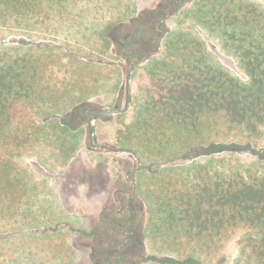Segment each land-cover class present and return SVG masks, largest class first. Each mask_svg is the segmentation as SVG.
I'll use <instances>...</instances> for the list:
<instances>
[{
  "label": "trees",
  "instance_id": "16d2710c",
  "mask_svg": "<svg viewBox=\"0 0 264 264\" xmlns=\"http://www.w3.org/2000/svg\"><path fill=\"white\" fill-rule=\"evenodd\" d=\"M139 1H103L112 11L95 24L91 15L102 10L101 0H0V29L12 35L78 20L93 29L84 35L86 51L55 41L0 45V247L16 238L8 225L33 229L38 221L32 202L37 183L19 164L23 152L43 143L67 164L84 133L71 130L67 116L106 87L121 96L134 50L142 54L132 74L130 110L117 116L125 121L109 142L134 150L142 161L138 189L151 257L158 264H208L203 255L242 229L238 261L264 264V176L228 177L194 161L226 151L218 140H227L220 133L224 124L250 136L264 130V4L194 0L177 17L176 29L160 38L136 36L134 49H127L132 33L144 26ZM162 19L148 21L149 35ZM114 28L118 37L111 35ZM199 29L221 40L246 78L216 59ZM148 43L153 50L141 48ZM115 45L125 51L120 59L126 64L107 58ZM193 151L200 152L189 160L194 163L175 160Z\"/></svg>",
  "mask_w": 264,
  "mask_h": 264
},
{
  "label": "rangeland",
  "instance_id": "374dc122",
  "mask_svg": "<svg viewBox=\"0 0 264 264\" xmlns=\"http://www.w3.org/2000/svg\"><path fill=\"white\" fill-rule=\"evenodd\" d=\"M96 1L97 0H93V2ZM103 1L105 0H101L102 5ZM256 1L264 4V0ZM193 3L194 0H140L138 11L143 17L144 23L143 28H141V32L148 31L149 34L154 33L152 30L153 26L148 24V21H150L151 18L156 19V17H160L162 19V15L165 12H168V14H166V16L162 19V21L165 20V22L161 29H163L165 32L167 29H176L178 25L177 17L192 7ZM176 7H179L178 11H176ZM102 10L96 15H91L93 19L92 21H94L95 24H100L104 16H106L108 19V14L110 13L109 11H112L105 5H103ZM171 14L173 15L167 19V17ZM162 21H160V23ZM160 23H158V25ZM158 25V31H155L154 34L156 36H159L162 33L161 29L158 28ZM31 27L32 28L29 30V34H26V32L23 30H19L20 32H18L19 34L17 35L9 34V31L4 28L0 29V45H9L11 42H14L15 44L19 41L30 42L34 40L45 44L50 41H55L58 43H66L72 49L79 48V50L86 51V46L82 43L83 41H86L84 35H86V32H88L87 34H91L93 32L90 24H87L86 22L83 24L80 20L72 23L70 22L66 24V26L52 23L49 26V32L44 31L43 28L40 27V24ZM99 30H103V25L99 27ZM110 32L111 35H115V37H118L121 34V31L117 28L112 29ZM197 33L205 41L209 47V50L215 54L216 59L225 68L241 78H246L235 58L229 56L223 51L222 42L218 37H213L208 31L202 29H199ZM138 35V32L136 33L134 31L132 33L126 48L134 49V47H131L132 42ZM152 46V43H148L141 46V48H146V50L151 51L153 50ZM135 48L138 50L137 46H135ZM125 54L126 53L122 48H120L118 45H115L112 47L111 51H109V54H107V58L113 61H123V63L126 64L127 60L120 59V57L125 56ZM140 61L141 58L135 65V68L140 63ZM129 70L130 64L128 72ZM101 85H103V83ZM109 85L110 83H108L107 86ZM107 89L109 88L106 87L104 92L95 98H92L90 102L102 111L112 109L115 104H119L121 107H123L125 101V90L120 96L118 93H109V90ZM129 110L130 106L128 111ZM77 113H70L67 116V122L71 126H75L79 122V113ZM104 119L105 120H101V122H96L93 120L91 121V124L93 127L96 126L100 129L99 131H101L102 140L105 139L108 142L109 140L115 138L116 131L120 127V124H122L123 120L125 121V118L119 120L117 116H108ZM222 127L223 130L220 133L221 135H227V140L225 138H220L218 140L220 141L219 143H221L226 149V151L216 152L208 156H200L194 159L195 163L198 162L199 164H207L213 169V171L223 173L228 177L236 174L244 175V177H248V175L251 174H259L264 176V130H262L260 135L250 136L248 133H245L238 127L225 124L222 125ZM102 143L105 144L104 141ZM89 145L88 133L84 131L78 155L81 156L87 164L92 162L93 156L89 153ZM23 153L25 155L19 164L21 167H23V169H26V171L31 175L30 178H32L37 183L36 194L34 196L32 195V202L34 203L35 209L48 208L49 205L58 202L59 195L63 198V203L69 209L74 208L77 206V204L82 202V200L80 201L74 195H70V192L73 189H77L76 185L74 184L75 180H73V177L79 170V165L73 168L72 163V165H69V162L64 164L65 159L60 158L53 148L48 147L43 143H36L34 146L27 148V150H25ZM189 153L181 158L176 157L175 160L182 163H194V161L192 162L189 160L192 157L197 156L200 152L193 151ZM118 156L120 159L130 160L129 156L126 154H119ZM75 161L76 160H73V162ZM81 167L84 169L86 168V166L83 164H81ZM111 170L115 171V169ZM53 175L59 176L58 180L52 179ZM65 175H68V178H64ZM64 187L65 189L63 190ZM83 194L84 193L80 191V195L83 196ZM143 206L144 205H141L142 220L144 219L146 208V206L145 208ZM10 226L12 225H8L6 229L12 234H15L16 238L4 243L3 247H0V264H52V262L55 260H52L51 253L54 251H65V246L61 242H55L54 246H52L50 243L51 241L48 240V238L37 233L38 228L40 231L44 230L43 226L41 225L33 229H20L18 228L19 226H15L17 227L15 228L16 231H14L15 229ZM244 233L245 230L242 229H237L231 234L228 233V237L219 242V247L216 248V251L208 253L207 255H203V258L208 264H244V260L238 261L240 247L242 246L240 241ZM188 246L189 245H187V247Z\"/></svg>",
  "mask_w": 264,
  "mask_h": 264
},
{
  "label": "flooded vegetation",
  "instance_id": "af4514ba",
  "mask_svg": "<svg viewBox=\"0 0 264 264\" xmlns=\"http://www.w3.org/2000/svg\"><path fill=\"white\" fill-rule=\"evenodd\" d=\"M135 32H138V38L145 35L160 38L141 32V29ZM131 53L130 64L140 60V51L131 50ZM114 108L123 109L124 106L115 104L112 109ZM106 111L98 109L91 102L82 104L76 111L79 113H77L79 122L75 126L69 125L73 131L81 130L88 133L90 144L88 150L93 155L92 162L88 164L78 155L79 151L69 161L73 168L80 166L73 177L77 189H73L70 195H74L82 202L69 209L59 195L58 202L49 205L48 208L35 209L38 218L36 227L41 225L44 229L40 231L38 228L37 233L48 238L52 246L55 242H61L65 246V251L51 253L52 260H55L52 264H158L154 257H151L144 235L147 211L138 189V175L143 170L140 157L133 150L140 160L139 165L138 159L132 153L118 152L117 150L122 148L114 147L109 141L102 140L96 126L93 136L95 146L90 143L91 121L125 114H111L99 118L92 116ZM85 116L88 117L89 123ZM119 154L128 155L130 160L120 159ZM81 164L86 168H82ZM67 176L64 178H68ZM58 178L59 176H52V179ZM80 191L84 193L83 196L80 195ZM141 205L145 208L143 220Z\"/></svg>",
  "mask_w": 264,
  "mask_h": 264
},
{
  "label": "water",
  "instance_id": "95a60500",
  "mask_svg": "<svg viewBox=\"0 0 264 264\" xmlns=\"http://www.w3.org/2000/svg\"><path fill=\"white\" fill-rule=\"evenodd\" d=\"M179 10V7H176V11ZM173 14H171L170 16L167 17L170 18ZM165 20H163L159 25H158V28L161 29L162 25L164 24ZM148 33V31H146ZM161 32H162V35L160 37H163L164 34H165V31L163 29H161ZM139 55V53H138ZM138 63V61H133L131 62L130 64V70L129 72L127 73V76H126V82H125V92H126V100H125V105H124V108L123 109H119V108H114V109H111V110H108L102 114H93L92 116L94 118H99V117H104V116H108V115H111V114H118V113H126L129 109V106H130V100H131V79H132V74H133V71H134V68H135V65ZM85 120L89 123V120H88V117L85 116ZM89 136H90V143L92 146H95L94 145V141H93V136H94V127L92 124L89 123ZM104 148H107V147H104ZM118 152H129V153H132L137 159H138V162H139V165H140V160L137 156V154L131 150V149H119L117 150ZM131 172H134V171H130Z\"/></svg>",
  "mask_w": 264,
  "mask_h": 264
}]
</instances>
